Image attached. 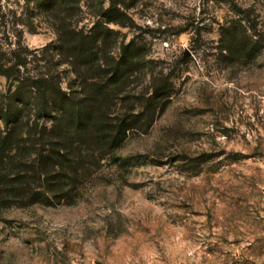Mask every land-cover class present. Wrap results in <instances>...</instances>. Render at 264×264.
I'll list each match as a JSON object with an SVG mask.
<instances>
[{
	"label": "rangeland",
	"instance_id": "rangeland-1",
	"mask_svg": "<svg viewBox=\"0 0 264 264\" xmlns=\"http://www.w3.org/2000/svg\"><path fill=\"white\" fill-rule=\"evenodd\" d=\"M43 6L0 0V65L86 98L96 73L54 51L67 16L99 30L105 71L124 65L110 117L140 124L59 201L0 184V264H264V0ZM18 83L0 75V100ZM22 113L25 132L51 124Z\"/></svg>",
	"mask_w": 264,
	"mask_h": 264
},
{
	"label": "trees",
	"instance_id": "trees-1",
	"mask_svg": "<svg viewBox=\"0 0 264 264\" xmlns=\"http://www.w3.org/2000/svg\"><path fill=\"white\" fill-rule=\"evenodd\" d=\"M36 2L54 9L75 7L79 0ZM66 17L60 26L59 45L54 51H58L61 62L71 64L76 74L84 70L95 72L97 80L91 93L86 92L87 97L77 102L62 92L48 75H24L20 67L25 64L21 61L0 65V75L16 78L20 87L27 85L29 91L26 95L27 92L17 90L11 96L13 104L0 100L3 125L0 129V184L7 197L20 193L30 194L42 202H48L49 196L61 200L73 191L83 176L99 166L107 152L119 146L127 130L140 124H137L138 114L110 117V110H106L108 101L120 92L112 81L124 65L114 61L113 69L105 71L98 51L102 39L99 30L93 34L73 30L66 25ZM120 74L118 79L122 78ZM105 76L108 77L102 80ZM50 82L52 87H49ZM25 108L33 110L39 118L50 119L49 127L43 126L39 131L30 127V131L25 132L21 123Z\"/></svg>",
	"mask_w": 264,
	"mask_h": 264
}]
</instances>
